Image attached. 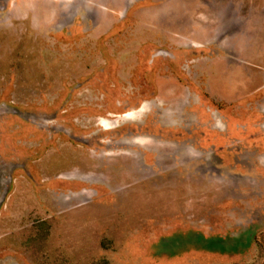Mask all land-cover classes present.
<instances>
[{
  "label": "rangeland",
  "instance_id": "1",
  "mask_svg": "<svg viewBox=\"0 0 264 264\" xmlns=\"http://www.w3.org/2000/svg\"><path fill=\"white\" fill-rule=\"evenodd\" d=\"M0 264H264V0H0Z\"/></svg>",
  "mask_w": 264,
  "mask_h": 264
}]
</instances>
